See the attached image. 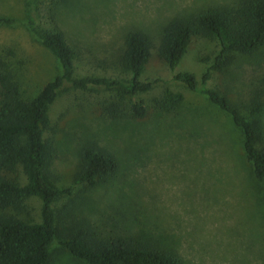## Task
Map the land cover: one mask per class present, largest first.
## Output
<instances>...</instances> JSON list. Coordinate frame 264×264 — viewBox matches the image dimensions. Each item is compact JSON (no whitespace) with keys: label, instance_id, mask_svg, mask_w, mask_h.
<instances>
[{"label":"rangeland","instance_id":"rangeland-1","mask_svg":"<svg viewBox=\"0 0 264 264\" xmlns=\"http://www.w3.org/2000/svg\"><path fill=\"white\" fill-rule=\"evenodd\" d=\"M238 0H0V61L29 99L61 71L56 57L27 25L30 10L39 28L60 29L75 49L77 76L129 78L115 65L130 31L151 39L140 79L153 86L135 95L90 85L65 83L49 107L56 152L53 169L58 189L54 202L66 225L87 221L104 236L177 241L186 264H264V179L255 178L242 146V132L231 116L208 97L175 80L192 72L201 82L220 50L216 38L194 35L180 62L170 69L158 52L162 29L173 17L209 5ZM264 45L252 54H233L222 71L212 70L207 86L226 91L242 109L262 85ZM146 113L138 116L133 104ZM259 122L264 141V108L248 116ZM91 145L112 155L117 169L95 185L75 182L80 152ZM25 183L22 168L8 173ZM38 196L13 213L41 221ZM50 264H89L58 241Z\"/></svg>","mask_w":264,"mask_h":264},{"label":"trees","instance_id":"trees-1","mask_svg":"<svg viewBox=\"0 0 264 264\" xmlns=\"http://www.w3.org/2000/svg\"><path fill=\"white\" fill-rule=\"evenodd\" d=\"M15 19L0 15V24H12ZM27 25L40 42L56 57L61 71L47 81L37 94L25 99L9 66L0 61V264H50L51 246L58 241L74 257L89 264H186L172 236L140 238L123 235L104 236L87 221L75 219L66 225L54 208L62 192L58 189L53 169L56 152L51 137L45 136L50 125L49 107L65 84L85 89L90 85L114 88L125 95L149 90L154 81L140 79L149 57L150 37L142 31H130L124 39L117 65L129 78L77 76L75 49L57 28H39L29 10ZM194 35L216 38L220 50L206 69L201 82L189 71L173 74L195 92L228 113L240 128L242 146L250 161L255 178L264 179V141L256 115L264 108L263 83L255 87L242 109L229 94L207 86L212 70L222 71L233 54H252L264 45V0H238L235 4L209 5L188 16L171 18L163 27L159 54L174 69L182 59ZM138 116L146 113L141 103L133 104ZM17 166L26 176L25 183L8 176ZM117 169L116 159L91 145L80 152L75 182L95 185L98 179ZM31 196L41 199V221L28 222L13 213Z\"/></svg>","mask_w":264,"mask_h":264}]
</instances>
